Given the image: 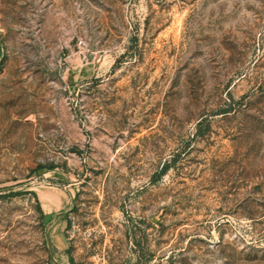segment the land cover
Returning a JSON list of instances; mask_svg holds the SVG:
<instances>
[{"label":"rangeland","instance_id":"374dc122","mask_svg":"<svg viewBox=\"0 0 264 264\" xmlns=\"http://www.w3.org/2000/svg\"><path fill=\"white\" fill-rule=\"evenodd\" d=\"M0 264H264V0H0Z\"/></svg>","mask_w":264,"mask_h":264},{"label":"trees","instance_id":"16d2710c","mask_svg":"<svg viewBox=\"0 0 264 264\" xmlns=\"http://www.w3.org/2000/svg\"><path fill=\"white\" fill-rule=\"evenodd\" d=\"M34 195L36 196V194L34 193Z\"/></svg>","mask_w":264,"mask_h":264}]
</instances>
